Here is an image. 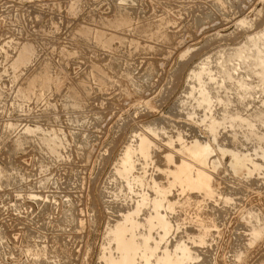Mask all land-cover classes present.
Wrapping results in <instances>:
<instances>
[{
    "label": "rangeland",
    "instance_id": "obj_1",
    "mask_svg": "<svg viewBox=\"0 0 264 264\" xmlns=\"http://www.w3.org/2000/svg\"><path fill=\"white\" fill-rule=\"evenodd\" d=\"M122 1L0 0V264H108L111 257L118 261L121 252L111 232L127 214H134L139 224L137 239L149 236V247L156 246L150 264H164L165 258L170 264H178L185 252L192 258L183 259L180 264H264V143L253 135L264 133V126L254 117L264 110L260 103L263 93L256 86L264 69L252 59V51L255 53L257 47L264 51V40H259L257 47L248 41L261 39L259 34L264 32V0ZM85 28L89 30L84 34ZM99 30L103 31V41L95 35ZM245 43L253 45L249 46L250 51ZM23 45H30V61L20 63L14 70L12 62ZM236 48L247 52L249 63L248 57L243 59L245 62L235 57ZM204 60L215 71L212 75L216 81L225 76L222 61L233 75L222 87L203 77L202 85H206L204 88L213 100L208 108H200L188 96L190 87L195 88L194 96L198 93L196 87H201L196 79L194 82L193 72ZM34 77L38 82L30 89L28 85ZM232 83L236 89L233 86L231 90ZM240 83L252 87L243 93ZM210 95H215V99ZM74 101L77 104H72ZM240 107L244 113L239 111ZM214 118L219 120L214 134L206 133ZM27 127L41 130L29 133ZM48 132L62 141L54 153L42 141L49 136ZM236 132H240L238 136ZM137 137L155 143L147 160L135 153ZM231 137L238 138V144ZM201 138L209 140L204 143ZM195 143L210 145L205 166L177 151L183 147L190 149ZM126 147L134 151V166L125 176L116 174V168L122 165ZM162 154L175 155L172 164ZM233 154L239 158L249 154L246 159L250 160V167L244 173L248 177L234 176L230 168ZM179 161L212 176L209 197L203 192H181L168 185V169L180 165ZM152 180L156 185L152 186ZM153 198L179 201L172 211L164 208L166 202L159 209L166 219L167 234L157 224L146 231L153 215ZM257 231L263 233L258 238ZM140 260L138 256L136 264H146Z\"/></svg>",
    "mask_w": 264,
    "mask_h": 264
},
{
    "label": "bare ground",
    "instance_id": "obj_2",
    "mask_svg": "<svg viewBox=\"0 0 264 264\" xmlns=\"http://www.w3.org/2000/svg\"><path fill=\"white\" fill-rule=\"evenodd\" d=\"M122 1V0H121ZM215 1V0H214ZM218 1V0H217ZM221 1V0H220ZM226 1V0H225ZM123 2V1H122ZM216 2V1H215ZM214 3V2H213ZM216 4H218V3H216ZM221 5L223 6V4L221 3ZM221 6V7H222ZM215 7V6H214ZM217 7H218V5H217ZM224 8V7H223ZM122 8H120V10H121ZM119 10V11H120ZM121 14V13H120ZM124 15H125V12H124ZM129 15V14H128ZM127 16V15H126ZM120 16L118 15V18H119ZM118 18H116V19H118ZM120 18H122V15H121V17ZM125 18H127V17H124V20H125ZM122 20H123V18H122ZM121 20V21H122ZM243 20H245V19H243ZM127 21V20H126ZM126 21H125V24H126ZM248 21V20H247ZM247 21H246V23H247ZM114 23V22H113ZM116 23H117V20H116ZM153 23V22H152ZM241 23H242V21H241ZM246 23H244V24H246ZM248 23H251V20L250 21H248ZM247 23V24H248ZM149 24V23H148ZM151 24V23H150ZM157 24V23H156ZM155 24V26L157 27V25ZM159 24V23H158ZM252 24V23H251ZM117 25H118V23H117ZM123 25V24H122ZM126 25H128V24H126ZM145 25V24H144ZM160 25H162V24H160ZM160 25H158L159 27H160ZM243 25V24H242ZM241 25V26H242ZM143 26V25H142ZM145 27H147V26H145ZM150 27V26H149ZM148 27V28H149ZM152 27V26H151ZM158 28V27H157ZM88 30L89 29H87V28H85L84 29V31L82 32V33H88ZM96 30V29H95ZM161 30V29H160ZM97 31V30H96ZM100 31V30H99ZM151 30H149V32H150ZM167 31V30H166ZM147 32V31H146ZM152 32V31H151ZM95 33H97V32H95ZM96 35V37H97V39L98 40H102L101 39V37H103L104 35H103V31L101 32L100 31V33L98 32L97 34H95ZM259 35H261V39H256V38H254V39H252V40H248V41H251V44L253 43V45L255 46V47H257L258 46V41L259 40H264V32L262 33V34H259ZM254 37V36H253ZM169 38V37H168ZM171 38V37H170ZM248 38H249V36H248ZM113 39V38H112ZM112 39H109V40H112ZM165 39V38H164ZM250 39V38H249ZM109 40H107V42L109 41ZM168 40V39H167ZM246 40V39H245ZM103 41V40H102ZM165 41V40H164ZM247 41V40H246ZM110 42V41H109ZM262 42V41H261ZM25 44V43H24ZM27 44V43H26ZM243 44V43H242ZM246 44V47L248 46L247 44L248 43H245ZM249 44H250V42H249ZM264 44V43H263ZM253 45H249L250 47L251 46H253ZM260 45V44H259ZM249 46H248V50H249ZM264 46V45H263ZM239 47V46H238ZM241 47V46H240ZM243 47V46H242ZM245 47V48H246ZM252 48V47H251ZM20 52L18 53V55L16 56V59L12 62V65L11 66H13V69L15 68V67H18L19 65H20V63H25V62H28V61H30V57H31V55H32V51H31V49H30V45H23V46H21L20 48ZM237 49H239V48H236V53H235V57L236 58H238V59H244V58H247L248 57V55H246L247 54V52H246V54H245V50H243V49H239L238 51H237ZM254 49V48H253ZM262 49V47L260 48V47H257V50L255 51V53L252 51V56H253V58L252 59H254L253 61L255 62V65L257 66V67H259L261 70H263L264 69V51L263 50H261ZM233 50H235V48L233 49ZM247 50V49H246ZM252 50V49H251ZM255 50V49H254ZM230 51H232V50H230ZM250 51V50H249ZM226 53V52H225ZM220 54V53H219ZM228 54V53H227ZM232 54V53H231ZM230 54V55H231ZM234 55V54H233ZM232 55V56H233ZM224 56V55H223ZM229 56V55H228ZM232 56H231V58H232ZM225 57V56H224ZM234 57V58H235ZM229 58V57H228ZM230 58V59H231ZM233 58V59H234ZM235 58V59H236ZM220 59V58H219ZM222 59V58H221ZM224 60V59H223ZM226 60V59H225ZM224 60V61H225ZM248 60H249V57H248V59L246 60L247 62H248ZM205 61V60H204ZM224 61H222V64H221V69H222V71L224 72V77H223V75H222V78H221V80L220 81H216V78L214 77V74L212 75V69H210V67L208 66V63L206 62H204V63H202L203 61H201V66H200V68L198 69V70H194V72H193V77H194V82H195V79H196V81H197V85H198V82H199V84H201V87H199V89L196 87V89L198 90V97H195V96H197V94L194 96L193 94V90L195 89L194 87H193V89H191V87H190V89H188V96L190 95V96H192L193 97V99H194V101H197V104L199 105V107L201 106V107H203V108H208L210 105H212L213 104V100H211V98H209V96H208V92H207V89L206 88H204V86H206V85H202L204 82H203V80H204V76L206 77V80H209L210 81V83H211V81H216L217 82V85L216 86H220V87H222L223 86V84L224 83H226L225 82V80H228V79H230L233 75H230V73L232 72V70L231 71H229V70H226V67H227V65H226V62L225 63H223ZM228 61V60H227ZM232 62H233V60H231ZM235 62V61H234ZM238 62V61H237ZM237 62H235V63H237ZM243 62H245L244 60H243ZM242 62V63H243ZM246 62V63H247ZM252 62V61H251ZM250 62V63H251ZM216 63V62H215ZM228 63V62H227ZM249 63V62H248ZM230 64V63H229ZM234 64V63H233ZM238 64V66H239V62L237 63ZM252 64H253V62H252ZM252 64H250L251 65V69H252ZM236 65V64H235ZM248 65V64H247ZM242 66H246V65H241V67ZM96 67V66H95ZM219 67V66H218ZM229 67V66H228ZM237 67V66H236ZM96 68H98V67H96ZM230 68V67H229ZM234 68V67H233ZM232 68V69H233ZM249 68V67H248ZM18 69V68H17ZM197 69V68H196ZM214 69V68H213ZM216 69V68H215ZM214 69V70H215ZM218 69V68H217ZM238 69V68H237ZM240 69V68H239ZM15 70V69H14ZM97 70V69H96ZM236 70V69H235ZM246 70V68H244V71ZM247 70H249V69H247ZM253 70V69H252ZM251 70V71H252ZM99 71V70H98ZM192 71H193V69H192ZM220 71V70H219ZM243 71V72H244ZM100 72V71H99ZM214 73H215V71H213ZM234 72V71H233ZM237 72V71H236ZM240 72V71H239ZM95 73V72H94ZM97 73V72H96ZM238 73V72H237ZM98 74V73H97ZM233 74V73H232ZM261 74H263L262 75V77H261V79H260V82H259V84L258 85H256L257 87H259L260 89H261V93H263V95H262V99L260 100L261 102V105H262V107L264 108V72H262ZM104 75V74H103ZM218 75H220V73L218 74ZM245 75V74H244ZM94 76V75H93ZM92 76V77H93ZM216 76V75H215ZM234 76H235V73H234ZM237 76V75H236ZM249 76V75H248ZM256 76H257V74H256ZM261 76V75H260ZM101 77V76H100ZM99 77V78H100ZM238 77H239V75H238ZM237 77V78H238ZM241 77V76H240ZM244 77V76H243ZM242 77V78H243ZM250 77H252L251 75H250ZM35 78V77H34ZM98 78V77H97ZM102 78V77H101ZM190 78V77H189ZM218 78V77H217ZM104 79V78H103ZM193 79V78H192ZM191 79V80H192ZM232 79H234V77L232 78ZM236 79V78H235ZM241 79V78H240ZM247 79H248V77H247ZM259 79V78H258ZM31 80V79H30ZM97 80V79H96ZM237 80V79H236ZM257 80V79H256ZM98 81V80H97ZM101 81V80H100ZM228 81H230V80H228ZM233 81V80H232ZM235 81V80H234ZM240 81V80H239ZM257 81H259V80H257ZM38 82V79L37 78H35V79H33V80H31L30 81V85H28L29 86V88L30 89H32L33 87H35V84ZM208 81H206V84H208L207 83ZM241 82V81H240ZM247 82V81H246ZM249 82V81H248ZM190 83V82H189ZM231 83V82H230ZM237 83V85H238V83L239 82H235L234 84H236ZM101 84V83H100ZM192 85H193V83H191ZM205 84V83H204ZM229 84V83H228ZM234 84L232 83L231 84V90H232V88H233V86H234ZM251 84H252V82H251ZM250 84V85H251ZM254 84V83H253ZM189 85V84H188ZM195 85H196V83H195ZM209 85V84H208ZM214 85V84H213ZM225 85V84H224ZM194 86V85H193ZM215 86V85H214ZM227 86V85H226ZM229 86V85H228ZM210 87H212V86H210ZM209 87V88H210ZM250 87H252V85L251 86H249L247 83L246 84H241L240 83V90H243V93H245L246 91L245 90H249V88ZM208 88V89H209ZM230 88V87H229ZM234 88H235V86H234ZM24 89V88H23ZM211 89V88H210ZM236 89V88H235ZM239 89V88H238ZM253 89V88H252ZM256 88H255V86H254V91H256L255 90ZM24 90H26V89H24ZM75 90V89H74ZM189 90H191V91H189ZM215 90V89H214ZM220 90H222V89H220ZM225 90H227V91H230V89L228 90V88L227 89H225ZM225 90H222V92L223 91H225ZM27 91V90H26ZM32 91V90H31ZM72 91V90H71ZM78 91V90H77ZM186 91V90H185ZM209 91V90H208ZM245 91V92H244ZM22 92V91H21ZM75 92V91H74ZM73 92V93H74ZM81 92V91H80ZM212 92H213V90H212ZM212 92H210L209 94H211ZM219 92V91H218ZM217 92V93H218ZM231 92V91H230ZM233 92H234V90H233ZM232 92V93H233ZM259 92H260V90H259ZM73 93H72V95H73ZM242 93V92H241ZM257 93V92H256ZM255 93V94H256ZM75 94V93H74ZM81 94V93H80ZM185 94H187V91L185 92ZM215 94V93H214ZM221 94V93H220ZM223 94V93H222ZM235 94V93H234ZM247 95H248V93H246ZM253 94V93H252ZM26 95H28V94H26ZM218 94H216V96H217ZM228 95V94H227ZM230 95V94H229ZM236 95V94H235ZM243 95V94H242ZM259 95V94H258ZM19 96H21V95H19ZM24 96V95H23ZM215 96V95H214ZM214 96H212V95H210V97H213L214 98ZM215 96V97H216ZM220 96V95H219ZM222 96V95H221ZM238 96V95H237ZM249 96H250V94H249ZM72 97V96H71ZM231 97H232V95H231ZM251 97V96H250ZM73 98H75V96L73 97ZM186 98V97H185ZM189 98H191V97H189ZM221 98V97H220ZM226 98V97H225ZM241 98H242V96H241ZM247 98V97H246ZM253 98V97H252ZM77 99H78V97H77ZM215 99V98H214ZM219 99V98H218ZM228 99H229V97H228ZM232 99H233V97H232ZM238 99V98H237ZM73 100V99H72ZM76 100V99H75ZM221 100V99H220ZM227 100V99H226ZM244 100V99H243ZM78 101V100H77ZM76 101V102H77ZM80 101V100H79ZM190 101H193V100H191L190 99ZM193 101V102H194ZM222 101V100H221ZM246 101V100H245ZM248 101V100H247ZM246 101V102H247ZM75 101L72 103V104H74V103H76ZM189 102V101H188ZM236 102V101H235ZM256 102V101H255ZM181 103V102H180ZM182 103H183V101H182ZM196 103V102H195ZM219 103V102H218ZM223 103V102H222ZM221 103V104H222ZM237 103V102H236ZM235 103V104H236ZM242 103H244V102H242ZM77 104V103H76ZM187 104V103H186ZM190 104V103H189ZM196 104V105H197ZM225 104H226V102H225ZM229 104V103H228ZM239 104H240V102H239ZM183 105H184V103H183ZM191 105V104H190ZM194 105V104H193ZM197 105V106H198ZM232 105V104H231ZM184 106H186V105H184ZM227 106H229V105H227ZM226 106V107H227ZM235 107H236V109H237V105H234ZM239 106V105H238ZM241 106V105H240ZM243 106V105H242ZM258 106V105H257ZM199 107H197L196 109H198ZM200 107V108H201ZM222 107V106H221ZM224 107V106H223ZM260 107V106H259ZM258 107V108H259ZM187 108H188V105H187ZM191 108V107H190ZM199 108V109H200ZM211 108H212V106H211ZM229 108V107H228ZM242 108L243 107H240V110L239 111H243V113H244V110H242ZM245 108V107H244ZM262 108V109H263ZM181 109H182V106H181ZM194 109V108H193ZM210 109V108H209ZM224 109V108H223ZM257 108H255V110H256ZM183 110V109H182ZM186 110V109H185ZM254 110V111H255ZM261 110V109H260ZM204 111L206 112V109H204ZM226 111V110H225ZM237 111V110H236ZM248 111V110H247ZM258 111V110H257ZM202 112V111H201ZM207 112H208V109H207ZM223 112H224V110H223ZM227 112V111H226ZM231 112V111H230ZM229 112V113H230ZM238 112V111H237ZM250 112V111H249ZM193 113V112H192ZM194 113H197V112H194ZM203 113V112H202ZM236 113V112H235ZM241 113V115L243 114L242 112H240ZM204 114H207V113H204ZM209 114V113H208ZM222 114V113H221ZM225 114V113H224ZM232 114H233V112H232ZM237 114V113H236ZM246 114V113H245ZM250 114V113H249ZM248 114V115H249ZM255 114V113H254ZM253 114V115H254ZM192 115H194V114H191V116ZM240 115V114H239ZM240 115V116H241ZM198 116H200L199 115V113H198ZM227 116V115H226ZM233 116V115H232ZM236 116H238V115H236ZM239 116V117H240ZM243 116V115H242ZM245 116V115H244ZM246 116H247V114H246ZM245 116V117H246ZM249 116H251V114L249 115ZM202 117V116H201ZM206 117V116H205ZM209 117H210V115H209ZM253 117V116H252ZM255 118H257L256 120L257 121H259L263 126H264V110H261V111H258L257 112V114L254 116ZM213 118V117H212ZM218 117H216V119H217ZM224 118H225V116H224ZM230 118H231V116H230ZM235 118H237V117H235ZM241 118V117H240ZM246 118H248V117H246ZM200 119V118H199ZM207 119V118H206ZM209 119H211V117L209 118ZM220 119V118H219ZM226 119V118H225ZM233 119V118H232ZM239 119V118H238ZM244 120H245V118H243ZM254 119V118H253ZM253 119H252V121H253ZM202 120V119H201ZM228 120H229V118H228ZM228 120H226V121H228ZM243 120V121H244ZM247 120V119H246ZM256 120H254V122H256ZM219 121V120H218ZM218 121H216L215 120V118L213 119V120H211V121H209V125L207 126V129H208V131L206 132V133H213L215 130H216V128H217V125H218ZM250 121H251V119H250ZM249 121V122H250ZM251 121V122H252ZM177 122V121H176ZM221 122V121H220ZM231 122V121H230ZM233 122H234V120H233ZM240 122V121H239ZM239 122H238V125H239ZM246 122V121H245ZM248 122V121H247ZM248 122V123H249ZM250 122V123H251ZM253 122V123H254ZM229 123V122H228ZM235 123V122H234ZM237 123V122H236ZM240 123H242V122H240ZM225 124V123H224ZM231 124V123H230ZM233 124V123H232ZM245 124V123H244ZM256 124V123H255ZM255 124H254V126H255ZM257 124H258V122H257ZM153 125V124H152ZM154 125L157 127V125L154 123ZM226 125V124H225ZM224 125V126H225ZM234 125H236V124H234ZM242 125V124H241ZM149 126H151L150 124H149ZM237 126V125H236ZM247 126V125H246ZM257 126V125H256ZM260 126V125H259ZM258 126V127H259ZM262 126V127H263ZM243 126H240V129L242 128ZM159 128V127H158ZM158 128H157V131H158ZM204 128V127H203ZM234 128V126L232 127V129ZM238 128V127H237ZM251 128H253L252 126H251ZM227 129V128H226ZM235 129V128H234ZM244 129V128H243ZM255 129H256V127H255ZM258 129V128H257ZM259 129H260V127H259ZM262 129V128H261ZM260 129V130H261ZM264 129V128H263ZM41 129H39L38 127H36V128H29V127H27V129H26V131L27 132H39ZM152 130V129H151ZM247 130V129H246ZM245 130V131H246ZM249 130V129H248ZM248 130H247V133H248ZM259 130V131H260ZM25 131V132H26ZM156 131V132H157ZM178 131V130H177ZM251 131V130H250ZM258 131V130H257ZM261 131H263V130H261ZM151 132H153V131H150V133ZM182 132V131H181ZM222 132V131H221ZM227 132H228V130H227ZM242 132V131H241ZM252 132V131H251ZM264 132V131H263ZM178 133V132H177ZM237 133V132H236ZM240 133V132H239ZM239 133H237V136H238V134ZM246 133V134H247ZM259 133V132H258ZM262 133V132H261ZM256 134V133H254L253 135H254V137L256 136L257 138H259V141H261V143H264V133L263 134ZM28 134V133H27ZM214 134V133H213ZM213 134H210V135H213ZM218 134V133H217ZM226 134V133H225ZM228 134V133H227ZM231 134H232V132H231ZM242 134V133H241ZM48 135L49 136H47V137H43V139H42V141L44 142V144H45V146L48 148L47 150H49V151H51V152H53V151H56L57 150V148L58 147H60V145L62 144V141H60V137H58L56 134H52L51 132H48ZM174 135H176V134H174ZM180 135V134H179ZM207 135V134H206ZM209 135V134H208ZM216 135V134H215ZM219 135V134H218ZM221 135V134H220ZM230 135V134H229ZM233 135H235L234 134V132H233ZM245 135V134H244ZM248 135V134H247ZM250 135V134H249ZM249 135L247 136V137H249ZM253 135L251 136V137H253ZM147 136V135H146ZM183 136V135H182ZM167 137V136H166ZM174 137V136H173ZM197 137V136H196ZM196 137H195V141H196ZM208 137V136H207ZM211 137V136H210ZM209 137V138H210ZM217 137V136H216ZM215 137V138H216ZM220 137V136H219ZM236 137V136H235ZM253 137V138H254ZM256 137H255V140H256ZM42 138V137H41ZM138 138V137H137ZM209 138H208V140H209ZM214 137H213V139H215ZM232 139H233V137H231ZM242 138V137H241ZM244 138H246V135H245V137ZM184 139V138H183ZM202 139V138H201ZM204 139V138H203ZM202 139V140H203ZM217 139V138H216ZM224 139V138H223ZM225 139H227V138H225ZM228 139H230L229 137H228ZM248 139V138H247ZM246 139V140H247ZM249 139H251L250 137H249ZM138 140V145H136L137 146V149H136V147H134L135 148V153H138L142 158H144L145 160H147L148 158H149V156L151 155L150 154V152H151V150L155 147V143H154V141L152 142V140H150L149 138L147 139L146 137H140V138H138L137 139ZM173 140V139H172ZM177 140V139H176ZM198 140V139H197ZM207 140V138H206V141H208ZM211 141H212V139H210ZM219 140V139H218ZM222 140V139H221ZM231 140V139H230ZM233 140H235V139H233ZM237 140H238V138H237ZM237 140H235V141H237ZM240 140V139H239ZM245 140V139H244ZM245 140V141H246ZM251 140H253V139H251ZM175 141V140H174ZM181 141V140H180ZM184 141V140H183ZM195 141H193V142H195ZM200 141V140H199ZM198 141V142H199ZM205 141V139L203 140V142ZM205 141V142H206ZM224 141V140H223ZM226 142H228L227 140H225ZM136 142V141H135ZM179 142V141H178ZM186 142V141H185ZM191 143H192V141H190ZM202 142V141H201ZM200 142V143H201ZM204 142V143H205ZM212 142H214L215 143V141H212ZM217 142V141H216ZM225 142V143H226ZM231 142V141H230ZM247 142V141H246ZM248 142H251V141H248ZM180 143V142H179ZM183 143V142H182ZM189 143V142H188ZM191 143H189V144H191ZM218 143V142H217ZM224 143V142H223ZM223 143H221V144H223ZM232 143H233V141H232ZM241 143V141L239 142V144ZM134 144V143H133ZM137 144V143H136ZM227 144V143H226ZM235 144V143H234ZM234 144H232L233 146H235ZM237 144H238V141H237ZM243 144V143H242ZM247 144V143H246ZM256 144V143H255ZM135 145V144H134ZM180 145V144H179ZM182 145V144H181ZM185 145H187V142H186V144ZM224 145V144H223ZM223 145H219V147H223L224 148V146ZM229 145H231V143L229 144ZM250 146H251V144H249ZM253 145V144H252ZM257 145V144H256ZM262 145V144H261ZM246 146V145H245ZM264 146V145H263ZM45 147V148H46ZM187 147V146H186ZM213 147V146H212ZM227 147V146H226ZM230 147V146H229ZM247 148H249L248 146H246ZM260 147V146H259ZM259 147H256L257 149H259ZM183 148H185V147H183ZM178 149L177 151H179L180 153H182V154H184V155H186L187 157H190V158H192L193 160H195L198 164H200L201 166H205V165H207V161L209 160L208 159V155H209V152H210V145L209 146H204V145H201V144H199V143H195L194 145H193V147L192 148H190V149ZM214 148V147H213ZM223 148H221V150L223 149ZM231 148H233V147H231ZM250 148H253V147H250ZM249 148V149H250ZM255 148V147H254ZM264 148V147H263ZM226 149H228V148H226ZM226 149L224 150V151H226ZM235 149H237L236 148V146H235ZM241 149L243 150V149H245V147H241ZM262 149V148H261ZM154 150V149H153ZM231 150V149H230ZM229 150V151H230ZM233 151H234V149H232ZM248 150V149H247ZM252 150V149H251ZM254 150H256V149H254ZM264 150V149H263ZM125 152H124V154H123V160H122V165L120 166V167H118V168H116V174H120V175H127L131 170H132V168H133V164H134V162H133V159L134 158H132V156H133V154H134V151L129 147V148H127L126 147V150H124ZM223 151V150H222ZM228 151V152H229ZM232 151V152H233ZM239 151H240V146H239ZM237 152V153H239V155H240V152ZM258 151V150H257ZM261 150H259V152H260ZM235 152H236V150H235ZM243 152V151H242ZM246 152H248V151H246ZM262 152H264V151H262ZM54 153V152H53ZM151 153H153V152H151ZM167 153V152H166ZM165 153V154H166ZM231 153V152H230ZM234 153V152H233ZM243 153H245V152H243ZM249 153V152H248ZM252 153V152H251ZM251 153H249V154H251ZM235 154V153H234ZM234 154L232 155V159L230 160V168L233 170V172H234V176H235V174H238V175H242V177H243V175H244V173H247V170H248V167H250V160L247 158L246 159V157H247V155H249V154H247V155H245L246 157L245 158H239V157H237V156H234ZM257 154H259V153H257ZM262 154V153H261ZM163 155V154H162ZM235 155H237V154H235ZM256 155V154H255ZM163 156H165V158L167 159V162L170 164L171 162H172V160H173V158L175 157V155H174V157H171V156H173V155H171L170 156V154L168 155H163ZM242 156H243V154H242ZM251 157H253L252 155H251ZM258 157H260V156H258ZM136 158V157H135ZM139 158V157H138ZM164 158V157H163ZM177 158V157H176ZM210 158H211V156H210ZM121 159V158H120ZM175 159V158H174ZM253 159V158H252ZM136 160V159H135ZM138 160H140V158L138 159ZM177 160V159H176ZM214 160V159H213ZM263 160V159H262ZM121 161V160H120ZM163 161V160H162ZM254 161H255V159H254ZM257 161V160H256ZM139 162V161H138ZM152 163L154 162V161H151ZM179 162H182V161H179ZM264 162V161H263ZM148 163V162H147ZM175 163V162H174ZM178 163V162H177ZM208 163H210V162H208ZM214 163V162H213ZM216 163V162H215ZM229 163V162H228ZM258 163H261V162H259L258 161ZM141 164H142V162H141ZM144 164V163H143ZM151 164V163H150ZM149 164V165H150ZM172 164V163H171ZM176 164V163H175ZM174 164V165H175ZM139 165V164H138ZM168 165V164H167ZM191 165H193V164H191ZM216 165V164H215ZM218 165V164H217ZM249 165V166H248ZM255 165V164H254ZM260 166H262V165H260ZM264 166V165H263ZM138 167H140V166H138ZM144 167V166H143ZM158 167H160V165L158 166ZM168 167V166H167ZM170 167V166H169ZM174 167V166H173ZM210 167V166H209ZM228 167H229V165H228ZM253 167V166H252ZM156 168V167H155ZM161 168V167H160ZM163 168V167H162ZM193 167H190V165H188L187 163H185V162H182L180 165H178L177 167L175 166V168H170V169H168L169 170V172H168V176H170V179H171V181L170 182H168V185L171 187V188H173V186H175V187H178L179 188V190L181 191V192H185V191H189V192H192L193 190H194V192L195 191H197V192H203V194H204V196L205 197H209L210 195H211V193H212V185H211V177L212 176H209V175H207L206 173H204L203 171L204 170H201V169H192ZM216 168V167H215ZM262 168V167H261ZM140 169V168H139ZM138 169V170H139ZM143 169V168H142ZM250 169V168H249ZM255 169H257V168H255ZM159 170V169H158ZM167 170V171H168ZM230 170V169H229ZM232 170L231 171H229V172H232ZM262 170V169H261ZM141 171V170H140ZM227 171H228V169H227ZM252 171V170H251ZM254 171V170H253ZM256 171V170H255ZM259 171V170H258ZM160 172V171H159ZM8 173H9V171H8ZM114 173H115V171H114ZM162 173V172H161ZM165 173V172H164ZM248 173H249V171H248ZM255 173V172H254ZM263 173V172H262ZM11 174V173H10ZM255 174H257V173H255ZM142 175V174H141ZM160 175H164V174H160ZM254 175V174H253ZM260 175H263V174H261L260 173ZM10 176V175H9ZM167 176V175H166ZM245 177L247 176V174L246 175H244ZM259 176V175H258ZM165 177V176H164ZM244 177V178H245ZM248 177V176H247ZM250 177V176H249ZM116 178V177H115ZM120 178V177H119ZM122 178V177H121ZM149 178V177H148ZM251 178H253L252 176H251ZM8 179V178H7ZM12 179H14V178H12ZM153 180H155V179H158V178H152ZM212 179H214L215 180V178H212ZM247 179H249V178H247ZM247 179H246V181H247ZM113 180V179H112ZM116 180V179H115ZM117 180H119V179H117ZM116 180V181H117ZM153 180H152V183H153V185L152 186H154V185H156V182L154 181L153 182ZM161 180V179H160ZM167 180H168V178H167ZM241 180V179H240ZM245 180V179H244ZM250 180V179H249ZM127 181V180H126ZM165 181H166V179H165ZM162 182H163V180H162ZM167 182V181H166ZM245 182V181H244ZM118 183V182H117ZM165 183V182H164ZM213 183V182H212ZM116 184V183H115ZM122 184H123V182H122ZM137 184V183H136ZM158 185H159V183H157ZM214 184V183H213ZM151 185V184H150ZM132 186V185H131ZM121 187V186H120ZM123 187L124 188H126L125 187V184L123 185ZM157 187H159V186H157ZM161 187V186H160ZM123 188V189H124ZM127 188H128V186H127ZM134 188V187H133ZM163 188V187H162ZM162 188H161V190H162ZM166 188H167V186H166ZM119 189V188H118ZM158 189V188H157ZM164 189H165V187H164ZM176 189V188H175ZM174 189V190H175ZM228 189V188H227ZM127 190V189H126ZM160 190V191H161ZM167 190V189H166ZM177 190V189H176ZM128 191V190H127ZM126 191V192H127ZM133 191V190H132ZM156 191V190H155ZM165 191V190H164ZM168 191V190H167ZM170 191H172V190H170ZM121 192V191H120ZM134 192V191H133ZM144 192V191H143ZM158 192H159V190H158ZM180 192V193H181ZM216 192V191H215ZM125 193V192H124ZM163 193V192H162ZM166 193V192H165ZM168 193V192H167ZM177 193H178V191H177ZM179 193V194H180ZM196 193V192H195ZM214 193V192H213ZM187 194V193H186ZM194 194V193H193ZM219 194V193H218ZM222 194V193H221ZM115 195V194H114ZM128 195H129V193H128ZM131 195V194H130ZM141 195V194H140ZM144 195V194H143ZM146 195V194H145ZM145 195H144V197H145ZM148 195V194H147ZM232 195V194H231ZM119 196V195H118ZM124 196V195H123ZM125 196H126V193H125ZM153 196V195H152ZM168 196V195H167ZM190 196V195H189ZM192 196H194V195H192ZM195 196H196V194H195ZM200 196V195H199ZM228 196H230V195H228ZM116 197V196H115ZM148 197H151L150 195L148 196ZM157 197V196H156ZM152 198V197H151ZM155 198V197H154ZM153 198V199H154ZM168 199H170V197H167ZM173 198H175V197H173ZM181 198V197H180ZM185 198V197H184ZM187 198V197H186ZM190 198V197H189ZM192 198V197H191ZM223 198V197H222ZM110 199V198H109ZM140 199V198H139ZM150 199V198H149ZM166 200L165 202H166V204H164V208H166V209H168V210H170V211H172V209H173V206H174V204L177 202H175V203H173V201L172 200ZM176 199V198H175ZM177 199H178V197H177ZM196 199H197V197H196ZM201 199V198H200ZM224 199H225V197H224ZM228 199V198H227ZM116 200V199H115ZM146 200V199H145ZM183 200V199H182ZM144 201V200H143ZM197 201V200H196ZM228 201V200H227ZM152 202V208H150L151 210H152V213H153V215L151 216V219L149 220V222H148V226H149V230H146V231H150L156 224L159 226V228H161V230H163V232H165V230L167 229V223H166V219L163 217V215L162 214H160L161 212H159V209L163 206V198L161 199V198H158V199H154L153 201H151ZM164 202V203H165ZM184 202V201H183ZM209 202V201H208ZM139 203V202H138ZM177 203H179V201L177 202ZM189 203L191 204L192 202H191V199H189ZM137 204V203H136ZM136 204H135V207H136ZM224 204V203H223ZM69 205V204H68ZM138 205V204H137ZM139 205H140V203H139ZM145 205V204H144ZM178 205V204H177ZM179 205H181V204H179ZM183 206V205H182ZM185 207V206H184ZM201 207V206H200ZM137 208H138V206H137ZM175 208V207H174ZM181 208V207H180ZM194 208V207H193ZM198 208V207H197ZM132 209V208H131ZM130 209V210H131ZM134 209V208H133ZM183 209V208H182ZM146 210H147V207H146ZM145 210V211H146ZM164 210V209H163ZM179 210V209H178ZM120 211V210H119ZM132 211V210H131ZM138 211V210H137ZM149 211V210H148ZM136 212V211H135ZM141 212H143V211H141ZM164 212V211H163ZM207 212V211H206ZM129 213V212H128ZM139 213H140V211H139ZM145 213V212H144ZM169 213V212H168ZM249 213V212H248ZM257 213V212H256ZM125 214V213H124ZM124 214H122V216L124 215ZM146 214H147V212H146ZM170 214V213H169ZM176 214H177V212H176ZM179 214V213H178ZM207 214V213H206ZM209 214V213H208ZM247 214V213H246ZM251 214V213H250ZM249 214V215H250ZM253 214V213H252ZM133 215L134 214H127V215H125L124 217H123V219H122V222H120L119 220V223H118V225H116L115 226V228L114 229H112V227H111V229L113 230H111L112 232H111V234H113L112 235V238L114 239H112L113 241H115V244H116V246L117 247H119V251L121 252V253H119L120 254V256H119V259H118V261H112L111 260V258H109L110 259V262L108 263V264H136L137 262H138V260H137V262H136V259H137V257L139 256H141V259L144 261V262H146V264L149 262V264H150V262L151 261H149L153 256H154V254L156 253V246H154V248L152 249V247H149V245H150V243H149V236H145L142 240L140 239V241H139V239H137V228H139L138 227V223H137V221H135L134 219L135 218H133ZM166 215V214H165ZM213 215H214V213H213ZM212 215V216H213ZM248 215V216H249ZM254 215V214H253ZM135 216V215H134ZM148 216V215H147ZM208 216H210V215H208ZM207 216V217H208ZM139 217V216H138ZM167 217V216H166ZM205 217V216H204ZM247 217V216H246ZM251 217V216H250ZM258 217H259V215H258ZM142 218V217H141ZM168 218H171V217H168ZM172 218H173V216H172ZM171 218V219H172ZM175 218V217H174ZM200 218V217H199ZM253 218H254V216H253ZM253 218H251V219H253ZM257 218V217H256ZM72 219V218H71ZM140 219V218H139ZM211 219V218H210ZM193 220H195V219H193ZM200 220V219H199ZM263 219L261 218V221H262ZM168 221V220H167ZM264 221V220H263ZM173 222V221H172ZM204 222H206V221H204ZM213 222V221H212ZM260 222V221H259ZM139 223L141 224L142 222H140L139 221ZM169 223V222H168ZM214 223V222H213ZM256 223V222H255ZM116 224V223H115ZM114 224V225H115ZM144 224V223H143ZM177 224V223H176ZM194 224H195V222H194ZM198 224V223H197ZM253 226H254V224L253 223H251ZM259 224V223H258ZM264 224V223H263ZM262 223L260 224V225H263ZM179 225V224H178ZM177 225V226H178ZM201 225V224H200ZM256 225V224H255ZM144 226H146V225H144ZM143 226V227H144ZM168 226H170V225H168ZM174 226V225H173ZM196 226V225H195ZM194 226V227H195ZM199 226V225H198ZM197 226V227H198ZM114 227V226H113ZM140 227H141V225H140ZM142 227V228H143ZM196 227V228H197ZM202 227V226H201ZM209 227V226H208ZM255 227V226H254ZM253 227V228H254ZM261 227V226H260ZM156 228V227H155ZM256 228V227H255ZM258 228V227H257ZM146 229V228H145ZM201 229V228H200ZM203 229V228H202ZM139 230H141V229H139ZM158 230V229H157ZM204 230V229H203ZM259 230H260V228H259ZM191 231V230H190ZM253 231V230H252ZM255 231V230H254ZM262 231H263V229H262ZM170 232V231H169ZM193 232V231H192ZM194 232H196V231H194ZM201 232H203V231H201ZM206 232V231H205ZM110 233V232H109ZM148 233V232H147ZM208 233V232H207ZM143 234V233H142ZM159 234H160V232H159ZM165 234H167L166 232H165ZM190 234H193V235H196V234H194V233H190ZM263 234V233H262ZM261 234V235H262ZM139 235H140V232H139ZM146 235V234H145ZM150 235V234H149ZM157 235V234H156ZM201 235V234H200ZM259 235H260V233L257 231L256 232V236H257V238L259 237ZM260 235V236H261ZM153 236V235H152ZM155 236V235H154ZM157 236H162V235H157ZM204 236V235H203ZM164 237V236H163ZM162 237V238H163ZM166 237V236H165ZM254 237V236H253ZM140 238H141V235H140ZM200 238V237H199ZM205 238V237H204ZM154 239V238H153ZM155 239H157V238H155ZM190 239V238H189ZM206 239V238H205ZM256 239V238H255ZM180 240V239H179ZM182 240V239H181ZM192 240V239H191ZM157 241H158V239H157ZM160 241V240H159ZM178 241V240H177ZM183 241V240H182ZM148 243H149V245H148ZM178 243V242H177ZM152 244H154V243H152ZM238 244V243H237ZM158 245V244H157ZM186 245H188V244H186ZM234 245V244H233ZM179 246V245H178ZM116 247V248H117ZM159 247V246H158ZM184 247V246H183ZM161 248V247H160ZM178 248V247H177ZM177 248H176V250H177ZM180 248V247H179ZM182 248H180V250H181ZM162 250H163V248H162ZM164 250H166V249H164ZM176 250H174V251H176ZM190 250V249H189ZM159 251V250H158ZM161 251V250H160ZM185 251V250H184ZM191 251V250H190ZM166 252V251H165ZM172 253H173V251H171ZM170 252V250H169V253H171ZM177 252V251H176ZM158 253V252H157ZM168 253V252H167ZM168 253V254H169ZM175 253V252H174ZM162 255V254H161ZM171 255V254H170ZM163 256V255H162ZM177 256V255H176ZM196 256H197V254H196ZM156 257V256H155ZM160 257V256H159ZM118 258V257H117ZM162 258V257H161ZM190 258H192V256L190 257V255L189 254H187L186 252L184 253V258H180V260H178V264H180L181 262H183L184 260H190ZM194 258V257H193ZM115 259V258H114ZM179 259V258H178ZM184 259V260H183ZM142 260H140V261H142ZM156 260H157V258H156ZM161 261V260H160ZM172 261H174V260H172ZM152 263V262H151ZM155 263H157L156 261H155ZM154 263V264H155ZM175 263V262H174ZM141 264V263H140ZM164 264H170V262H169V259L168 258H165V260H164ZM172 264V263H171Z\"/></svg>",
    "mask_w": 264,
    "mask_h": 264
}]
</instances>
